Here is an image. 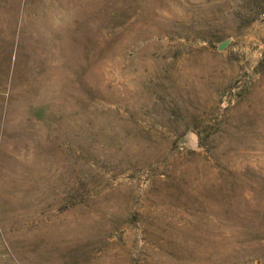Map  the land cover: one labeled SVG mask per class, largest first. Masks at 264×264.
I'll list each match as a JSON object with an SVG mask.
<instances>
[{
  "label": "rangeland",
  "instance_id": "374dc122",
  "mask_svg": "<svg viewBox=\"0 0 264 264\" xmlns=\"http://www.w3.org/2000/svg\"><path fill=\"white\" fill-rule=\"evenodd\" d=\"M0 264H264V0H0Z\"/></svg>",
  "mask_w": 264,
  "mask_h": 264
},
{
  "label": "water",
  "instance_id": "95a60500",
  "mask_svg": "<svg viewBox=\"0 0 264 264\" xmlns=\"http://www.w3.org/2000/svg\"><path fill=\"white\" fill-rule=\"evenodd\" d=\"M224 47V43H221L220 45H219V49H222Z\"/></svg>",
  "mask_w": 264,
  "mask_h": 264
}]
</instances>
